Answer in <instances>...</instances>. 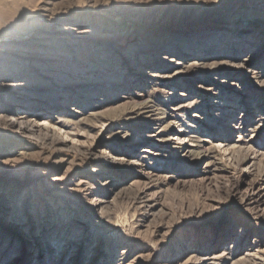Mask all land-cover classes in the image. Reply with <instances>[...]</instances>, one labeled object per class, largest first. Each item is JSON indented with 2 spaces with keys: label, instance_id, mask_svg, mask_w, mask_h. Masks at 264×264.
<instances>
[{
  "label": "rangeland",
  "instance_id": "374dc122",
  "mask_svg": "<svg viewBox=\"0 0 264 264\" xmlns=\"http://www.w3.org/2000/svg\"><path fill=\"white\" fill-rule=\"evenodd\" d=\"M0 107V264H264V0H0Z\"/></svg>",
  "mask_w": 264,
  "mask_h": 264
},
{
  "label": "bare ground",
  "instance_id": "6f19581e",
  "mask_svg": "<svg viewBox=\"0 0 264 264\" xmlns=\"http://www.w3.org/2000/svg\"><path fill=\"white\" fill-rule=\"evenodd\" d=\"M208 36H206V38H207ZM183 38L182 37H178L176 40H172L171 41V39H170V37H169V39H168V41H163V45L162 46H167V45H169V46H173V45H176V41L178 40H182ZM208 39V38H207ZM236 40H238V41H240L241 43L242 42H245L246 40H247V38H245V37H236L235 38ZM205 40V39H204ZM218 42H223V41H218ZM226 42V41H225ZM169 43H171V44H169ZM175 43V44H174ZM253 45H256V44H254L253 43ZM172 48V47H171ZM184 56H188V54H185ZM169 62H170V64H173V63H175L176 61L172 58V60H168ZM186 68V67H185ZM184 68V69H185ZM180 73V72H179ZM176 74V73H175ZM174 75V74H173ZM172 75V76H173ZM168 76H170V75H168ZM166 77V76H165ZM165 77H163V78H165ZM141 106H143V105H141ZM2 107H0V111L2 112ZM3 114L1 113V115L0 116H2ZM5 120V119H4ZM3 125L8 129V130H11L12 131V133H14V134H18V135H20V137L22 136V135H25V137H26V139H27V135L28 136H35L36 135V133L38 132H41L42 130H40L41 129V127L39 126V125H33V124H31V123H29V122H26L25 120H22V118H13V119H11V120H5L4 121V123H3ZM40 130V131H39ZM39 136V135H38ZM36 137V136H35ZM34 137V138H35ZM24 138V137H23ZM29 138V137H28ZM25 139V138H24ZM30 139V138H29ZM45 140V139H44ZM191 154V151H186L185 152V154ZM207 258V257H206ZM222 258V257H221ZM211 259H207V262H209ZM202 261V260H201ZM205 262V261H204ZM216 263V262H215ZM218 263V262H217ZM216 263V264H217Z\"/></svg>",
  "mask_w": 264,
  "mask_h": 264
}]
</instances>
